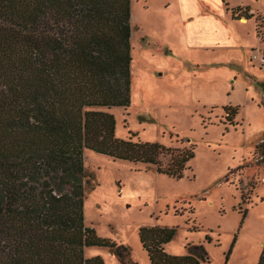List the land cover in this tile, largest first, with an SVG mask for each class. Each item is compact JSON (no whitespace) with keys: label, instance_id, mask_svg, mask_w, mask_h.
I'll use <instances>...</instances> for the list:
<instances>
[{"label":"trees","instance_id":"1","mask_svg":"<svg viewBox=\"0 0 264 264\" xmlns=\"http://www.w3.org/2000/svg\"><path fill=\"white\" fill-rule=\"evenodd\" d=\"M248 10L233 7L232 16L251 18ZM131 19V0H0V264H106L86 256L94 246L128 264L126 247L85 223L86 150L178 179L190 168L193 145L116 135L109 109L131 105ZM224 108L233 123L240 106ZM254 156L264 163V139ZM177 231L140 228L152 264L209 260L203 244L168 253Z\"/></svg>","mask_w":264,"mask_h":264},{"label":"rangeland","instance_id":"2","mask_svg":"<svg viewBox=\"0 0 264 264\" xmlns=\"http://www.w3.org/2000/svg\"><path fill=\"white\" fill-rule=\"evenodd\" d=\"M236 6H248L252 14L241 17L251 23L254 39L243 56L218 55L208 61L190 48L191 34L202 39L209 35L204 14L212 19L214 7H222L219 16L227 18V10L232 18ZM131 17V105L109 109L117 121L116 135L172 148L193 145L195 157L178 179L144 163L86 150V225L126 247L128 264H152L140 241L142 226L177 227L165 245L170 254H186L189 243L203 244L209 260L201 264H257L264 247V163L254 152L264 139V80L253 73L264 74L259 59L264 0H131ZM221 66L240 69L228 81L223 77L227 70L215 78L198 74L193 79L199 85H192V74L211 75ZM240 76L252 84L253 94L247 97L236 81L233 100L241 105L230 123L224 106L208 104L227 100L225 91ZM209 82V90L203 89ZM85 252L87 257L101 256L106 264H122L110 247Z\"/></svg>","mask_w":264,"mask_h":264},{"label":"crops","instance_id":"3","mask_svg":"<svg viewBox=\"0 0 264 264\" xmlns=\"http://www.w3.org/2000/svg\"><path fill=\"white\" fill-rule=\"evenodd\" d=\"M223 11H224V8L222 7L221 8L218 7L217 9L214 7L215 14L212 15L213 16L212 19L210 18L209 14L208 15L204 14V16L207 17L208 22H209V35L207 36V38L202 39L196 33H193L187 39L188 43L191 44L190 48L192 50H196L198 53L200 52L203 56L208 58V61L210 60V58L216 57L218 55H225V58H229V56H234V55L243 56L244 47L247 45L248 46L251 45V43L254 41L253 36H252V27H251L252 25L251 23H249V20L247 23L241 22V20H244L246 18L235 20L233 16L232 18L230 17V14H228L229 12H227V10H226L227 18L222 17V16L220 17L219 14L222 13ZM186 24H189V19ZM211 25L213 27H210ZM240 27L244 29L243 33L238 32V29ZM230 34L234 36L233 40L228 39V35ZM211 47H217V48L210 50ZM221 59H224V58H221ZM237 69H240V68H237ZM237 69L236 68L233 69L230 66H223V67L221 66V67H216L214 69V73H212L211 75H207L203 72L192 74V85L193 86L194 84L199 85V82L198 81L196 82L193 79V77L198 74H204L206 76L215 78V77H221L220 70H227L226 71L227 73L224 74L223 77L226 79V81H228L230 76L237 73ZM262 73L261 74L253 73V74L259 77V81H262L264 80V74ZM237 80H238V84H240L241 87L244 86L243 90L247 97L250 96V91H251V94H253L252 92L253 90L249 89L252 84L250 83L251 85L248 86L249 83L247 82V80L244 77L240 76L239 78L235 79L234 84H232L233 89H231L230 91H225V93H227V100L220 102L221 104H211L210 103L208 105L226 106V105L236 104L240 106L241 104H239V100H233V91L236 90L237 88V85H236ZM210 85H211V82L205 83V86L203 87V89L209 90L208 87Z\"/></svg>","mask_w":264,"mask_h":264},{"label":"built area","instance_id":"4","mask_svg":"<svg viewBox=\"0 0 264 264\" xmlns=\"http://www.w3.org/2000/svg\"><path fill=\"white\" fill-rule=\"evenodd\" d=\"M259 59H260V68L264 71V51L261 53Z\"/></svg>","mask_w":264,"mask_h":264}]
</instances>
